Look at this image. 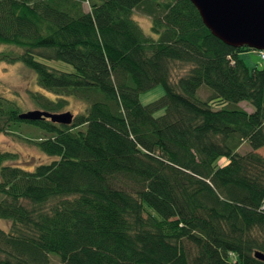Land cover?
<instances>
[{
  "label": "trees",
  "instance_id": "1",
  "mask_svg": "<svg viewBox=\"0 0 264 264\" xmlns=\"http://www.w3.org/2000/svg\"><path fill=\"white\" fill-rule=\"evenodd\" d=\"M245 49L191 0H0V61L44 90L29 101L85 103L61 123L19 117L0 93V132L32 123L24 138L48 157L0 148V264H264V58L249 67Z\"/></svg>",
  "mask_w": 264,
  "mask_h": 264
},
{
  "label": "rangeland",
  "instance_id": "2",
  "mask_svg": "<svg viewBox=\"0 0 264 264\" xmlns=\"http://www.w3.org/2000/svg\"><path fill=\"white\" fill-rule=\"evenodd\" d=\"M84 5L87 7V1H84ZM133 16L143 28V30L147 33H150L149 28V17L143 12L134 9ZM239 56L243 58L246 64L249 67L253 65L261 66L262 58L259 56L257 49H245L239 52ZM42 61L52 65L54 67L71 70L73 69L72 65L62 59H46L42 58ZM175 69L173 73H179L183 69L186 68L185 64L181 62H175ZM38 90L44 91L41 87H39L35 81L34 71L27 67L22 61L15 60L12 62H8L5 60L0 61V93L17 100L21 105L23 110L28 108L37 107L35 104H32L29 97V90ZM164 91V88L161 83L154 84L147 89L141 90L139 92V99L141 102H148L159 95H161ZM207 91L202 90L203 96ZM240 104L244 105L248 108V103L245 101H240ZM85 103L81 99L77 97L70 96L68 104L62 109H69L73 113L81 111L84 109ZM162 110L156 111V113L161 112ZM41 133V130L34 126L29 122H20L19 127L13 132H0V148L1 149H9L17 152L18 159H30L33 161H41L47 159V155H45L38 146L30 141H27L24 137H34ZM248 148L246 143H243L239 150H244ZM262 151L264 149L262 148ZM220 162L224 161L223 157L218 159ZM10 225V221L6 218L0 217V226L3 228H8ZM188 245V244H186ZM50 263L49 264H61L57 255L50 254L49 256Z\"/></svg>",
  "mask_w": 264,
  "mask_h": 264
},
{
  "label": "water",
  "instance_id": "3",
  "mask_svg": "<svg viewBox=\"0 0 264 264\" xmlns=\"http://www.w3.org/2000/svg\"><path fill=\"white\" fill-rule=\"evenodd\" d=\"M202 22L212 34L232 46H248L264 49V0H191ZM73 112L69 109L50 111L29 108L19 117L38 119L48 117L52 121L69 123ZM264 258V253L255 251Z\"/></svg>",
  "mask_w": 264,
  "mask_h": 264
},
{
  "label": "built area",
  "instance_id": "4",
  "mask_svg": "<svg viewBox=\"0 0 264 264\" xmlns=\"http://www.w3.org/2000/svg\"><path fill=\"white\" fill-rule=\"evenodd\" d=\"M258 53H259V56L261 58H264V49H257ZM263 206H264V201H263Z\"/></svg>",
  "mask_w": 264,
  "mask_h": 264
}]
</instances>
